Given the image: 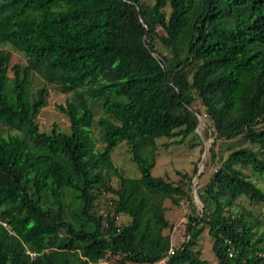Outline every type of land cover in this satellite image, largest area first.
Masks as SVG:
<instances>
[{
    "label": "trees",
    "instance_id": "1",
    "mask_svg": "<svg viewBox=\"0 0 264 264\" xmlns=\"http://www.w3.org/2000/svg\"><path fill=\"white\" fill-rule=\"evenodd\" d=\"M0 44L26 57L0 49V264H156L171 247L165 264H209L195 248L205 228L217 264H264L251 177L264 176V0H0ZM50 87L69 94L68 132L38 127ZM199 117L215 167L197 211L191 176L152 169L160 138L203 145ZM120 142L139 176L114 164ZM167 199L191 210L179 246Z\"/></svg>",
    "mask_w": 264,
    "mask_h": 264
},
{
    "label": "rangeland",
    "instance_id": "2",
    "mask_svg": "<svg viewBox=\"0 0 264 264\" xmlns=\"http://www.w3.org/2000/svg\"><path fill=\"white\" fill-rule=\"evenodd\" d=\"M0 49L11 53V63H25L26 57L24 53L9 44H0ZM159 49H163L159 46ZM44 81L36 74L31 77V84L29 88L35 91L38 87L42 86ZM68 93H61L52 87L48 88V94L46 97L45 105L40 109L37 115V124L40 131H50L53 124H55L60 130L69 131V121L67 117L58 109V104H64ZM95 117L102 115V109L96 103L93 105ZM206 128V124L202 117H199L197 126V133L200 134L203 139V145H191L189 143L190 137L186 140L173 143L171 138H160L157 140L156 159L155 165L152 169V173L155 176H161L164 179H168L174 183H178L182 178L181 173H186L192 177L191 180V196L195 204L196 210L200 211L202 204L198 196V188L202 186L208 179L210 173L213 171L215 165L208 159L209 151L208 146L211 141V137L205 138L203 131ZM98 140V147H102V142L99 141L98 133L95 134ZM196 141V140H194ZM220 148L218 151L225 156L227 153L226 148L236 147L244 144L243 140L235 139L224 140L219 143ZM112 158L114 164L123 170V173L127 176H139V171L131 158L129 146L125 142H120L114 151L112 152ZM206 159V164L204 160ZM196 164V165H195ZM194 166H196V172L194 173ZM245 170V169H244ZM180 172V173H179ZM197 176V178H196ZM254 182L264 190V176L252 175ZM111 183L115 186L118 180L115 176L111 177ZM245 204L247 201H244ZM166 205V217L172 223L170 230H165L171 236V243L173 246H179L180 243L186 239L185 225L187 221V214L191 211L188 207V202L183 199L178 205H174L168 199L165 201ZM251 206V210L258 214L262 208ZM264 224V217L259 216ZM122 219V218H121ZM195 248L200 250L201 258L208 260L209 264H217L214 253L211 250V238L208 235L205 228L200 237L198 238ZM120 256H108L104 260L99 261L97 264H142L126 261L121 263Z\"/></svg>",
    "mask_w": 264,
    "mask_h": 264
},
{
    "label": "built area",
    "instance_id": "3",
    "mask_svg": "<svg viewBox=\"0 0 264 264\" xmlns=\"http://www.w3.org/2000/svg\"><path fill=\"white\" fill-rule=\"evenodd\" d=\"M99 213L102 214L103 217H106L107 215V210L105 207H102L99 209ZM118 219H121L122 217L121 216H117ZM4 226H6V223L5 222H1ZM173 253V248L171 247L170 250L168 251V254L166 256H164L163 258H161V260H159L156 264H165L167 259H168V256L170 254Z\"/></svg>",
    "mask_w": 264,
    "mask_h": 264
},
{
    "label": "water",
    "instance_id": "4",
    "mask_svg": "<svg viewBox=\"0 0 264 264\" xmlns=\"http://www.w3.org/2000/svg\"><path fill=\"white\" fill-rule=\"evenodd\" d=\"M196 178H197V176H196ZM201 209H203V208L201 207Z\"/></svg>",
    "mask_w": 264,
    "mask_h": 264
}]
</instances>
